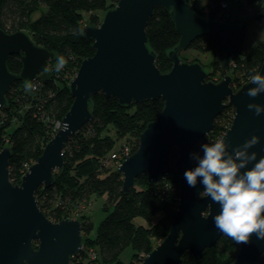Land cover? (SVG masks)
I'll return each mask as SVG.
<instances>
[{"label":"water","instance_id":"95a60500","mask_svg":"<svg viewBox=\"0 0 264 264\" xmlns=\"http://www.w3.org/2000/svg\"><path fill=\"white\" fill-rule=\"evenodd\" d=\"M159 7L169 11L179 35L177 45L168 52L172 65L166 73L156 68L145 33L148 19ZM81 34L92 42L94 53L80 62L70 79L72 104L19 184L9 180L10 148L0 150V264H68L81 250L80 221L66 218L52 222L39 209L34 193L52 183L53 172L63 164L65 143L90 120L92 95L102 93L116 99L119 105L158 99L163 102L156 119L140 133L135 152L116 168L122 176L124 193L142 174L149 183L161 182L171 164L179 174L226 105L234 110L221 137L225 138L228 151L256 135L260 142L249 152H256L257 160L264 156V112L256 116L247 108L248 103L264 105V93L254 99L246 95L247 89L254 86L251 79L236 91L230 86L228 74L218 81L207 80V72L200 63L182 62L178 56L198 38L208 37L220 70L226 72L240 50L239 24L199 17L185 0H117L113 8L103 13L98 26H83ZM15 54L21 56L18 74L9 72L6 66L7 58ZM52 58V52L36 46L24 32L6 33L0 29V108L15 80L45 79L47 63ZM257 73L264 75V52ZM65 123L69 125L67 131L63 130ZM173 149L178 156L172 163L169 154ZM219 211L220 206L203 193L199 178L193 188L180 177L177 208L168 233L140 264H182L186 252L193 260L200 258L204 249L222 237L213 220ZM262 255L264 240H257L253 234L250 243L238 244L236 256L229 264H256Z\"/></svg>","mask_w":264,"mask_h":264},{"label":"trees","instance_id":"16d2710c","mask_svg":"<svg viewBox=\"0 0 264 264\" xmlns=\"http://www.w3.org/2000/svg\"><path fill=\"white\" fill-rule=\"evenodd\" d=\"M185 1L199 17L235 23L228 21L222 12L220 5L226 0H207L204 6L197 5L196 0ZM259 1L246 0V5L252 7ZM116 2L0 0V29L6 33L22 31L36 46L53 53V58L47 63L48 76L33 82L15 80L5 94V105L0 108V150L5 146L10 148L8 171L12 184H19L28 166L40 156L55 133V122L60 123L72 104L68 83L80 62L94 53L92 42L81 34L82 27L98 26L101 20L98 13L113 8ZM42 7L45 10L40 16L30 21L31 14ZM259 18L264 22V15ZM240 26L241 43L245 27ZM145 33L147 46L155 55L156 68L160 73L168 72L172 65L168 52L179 40L169 11L156 8L148 19ZM190 49L214 53L213 43L208 37L198 38L186 51ZM181 52L178 56L182 62L200 63L183 60ZM263 52L262 45H255L245 53L239 50L231 59L227 74L231 77L230 86L234 91L259 71ZM59 56H64L67 64L57 73L55 67ZM20 59L17 54L7 58L9 72H20ZM200 64L207 72V80L218 81L225 74L217 61L210 62L207 68ZM28 83L35 87L26 90ZM162 106L160 99L119 105L116 99L102 93L90 97V120L65 143L63 164L53 172L52 183L34 193L39 209L52 222L74 217L81 223L82 247L91 248L93 252L85 254L81 249L68 264H140L142 258L168 233L177 208L179 178L184 177V171L194 167L195 162L189 158L179 174L171 164L168 175L158 183H149L142 174L124 193L122 176L116 172L117 165L110 159L111 154L123 148H128L130 153L135 152L140 133L146 124L156 119ZM233 114V108L226 105L215 118L213 128L199 140L193 152L203 155L201 144H211L220 139ZM177 156L175 149L170 151L172 163ZM92 195L105 196L102 209L107 212L93 235V224L81 209V203H86ZM158 214L160 217L153 222ZM135 218H141L145 224H134ZM128 247L132 251L129 262L122 263L119 256ZM237 250L238 244L222 235L212 247L204 249L197 260L186 252L182 264H229ZM256 264H264V255Z\"/></svg>","mask_w":264,"mask_h":264},{"label":"clouds","instance_id":"9594fccd","mask_svg":"<svg viewBox=\"0 0 264 264\" xmlns=\"http://www.w3.org/2000/svg\"><path fill=\"white\" fill-rule=\"evenodd\" d=\"M66 64L64 56L57 57L55 71L59 73ZM250 83L254 86L246 91L249 98L264 93V75L253 74ZM34 87L33 83H28L26 90ZM247 108L256 116L264 112V105L257 103H248ZM68 128L65 123L63 130ZM259 142L260 138L252 135L231 152L225 138L203 143L200 145L203 155L190 153L195 166L183 173L189 187L195 188L199 178L203 193L220 206L219 213L213 217L214 225L236 244L250 243L253 234L257 240H264V156L257 160V153L249 152Z\"/></svg>","mask_w":264,"mask_h":264},{"label":"rangeland","instance_id":"374dc122","mask_svg":"<svg viewBox=\"0 0 264 264\" xmlns=\"http://www.w3.org/2000/svg\"><path fill=\"white\" fill-rule=\"evenodd\" d=\"M196 1H197V5L199 6H204L207 3V0H196ZM223 4L224 6L222 5L220 6L224 10V11L222 10V12H224L223 14L225 18H227L228 21L231 22L234 21L235 23L245 27V31H243V39L240 43V47H241L240 51L242 53H245L255 45H262L264 47V22L262 18H259L264 15V0H260L252 7H248L246 5V0H231V1L226 0V2ZM44 10L45 9L42 7L41 10L38 9L34 11L30 16V21H35L40 16L41 11ZM98 14H100L102 18L103 12L101 13L99 12ZM226 23L232 24L230 22H226ZM181 56L183 60L185 59L187 61H193V60L199 61L204 66H206V68L210 62L217 61V55L215 53L213 52L200 53L195 49H190L187 51L182 50ZM229 70H230V64H229V69L224 73L227 74ZM118 144L119 142L117 143V145ZM131 154L132 153H130V155ZM104 203H105V196H100V195H92L90 196L89 200L86 203L83 204L81 203V209L84 210L85 215L89 218V220L92 222L94 227L93 231L91 232V235L95 233L96 227L107 214V212H104L102 209ZM159 217L160 214L155 215L153 218V222L157 221ZM71 219H76V218L72 217ZM133 222L134 224H145L141 218H135ZM82 249H84V247H82ZM92 252L93 250H91V248H86L85 246L84 249L85 254ZM131 253L132 251L129 247L124 249V251H122V253L119 256V260L122 263H128Z\"/></svg>","mask_w":264,"mask_h":264},{"label":"built area","instance_id":"2783aa9c","mask_svg":"<svg viewBox=\"0 0 264 264\" xmlns=\"http://www.w3.org/2000/svg\"><path fill=\"white\" fill-rule=\"evenodd\" d=\"M222 6H224V4H222ZM58 123L59 122H56L54 124V131L59 129V127H57ZM59 125H60V123H59ZM129 156H130V152H129L128 148H123V149L119 150L117 153L111 154L110 159L113 160L114 163L118 166L122 161H124Z\"/></svg>","mask_w":264,"mask_h":264}]
</instances>
